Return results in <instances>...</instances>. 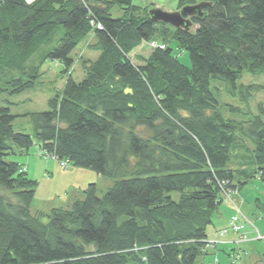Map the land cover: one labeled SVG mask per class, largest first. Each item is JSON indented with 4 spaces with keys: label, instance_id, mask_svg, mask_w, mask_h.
Listing matches in <instances>:
<instances>
[{
    "label": "trees",
    "instance_id": "obj_1",
    "mask_svg": "<svg viewBox=\"0 0 264 264\" xmlns=\"http://www.w3.org/2000/svg\"><path fill=\"white\" fill-rule=\"evenodd\" d=\"M201 1L211 4L188 31L133 0L0 1V94L35 87L41 69L28 62L55 38L44 60L64 73L89 35L99 52L83 61L82 81L69 74L48 110L28 114L33 133L16 132L17 116L0 107V264H197L218 246L208 230L224 199L264 181V102L247 121L226 118L211 80L245 100L264 92V83H237L245 71L264 74V0H179L177 9ZM145 42L155 45L136 63L131 53ZM35 144L114 185L98 196L90 184L70 210L33 214L37 181L6 157ZM244 223L248 233L254 224Z\"/></svg>",
    "mask_w": 264,
    "mask_h": 264
},
{
    "label": "rangeland",
    "instance_id": "obj_2",
    "mask_svg": "<svg viewBox=\"0 0 264 264\" xmlns=\"http://www.w3.org/2000/svg\"><path fill=\"white\" fill-rule=\"evenodd\" d=\"M134 3L139 4V0H134ZM112 13L115 17L121 15V11L117 8ZM196 28V25L191 27L193 30ZM94 41L95 38L91 34L72 52L71 57L74 59V64L69 73H64V63L52 59L44 60L47 51L57 45V38L51 45L43 46L30 59L28 68L39 66L41 69V75L35 87L19 94L8 92L0 94V107L9 106L11 112L17 116L13 122L16 132L33 133V125L28 114L48 110L49 99L62 93L69 74L75 81H82L85 76L83 61L95 60L99 56V52L90 49V45ZM154 45V43H143L131 53L133 61L138 63L140 55L147 57ZM172 47L178 54L179 60L190 67L191 60L188 52L178 50L175 43ZM4 81L5 79L1 78L0 85H3ZM237 83L238 85L262 84L264 83V74L252 75L245 71L242 79ZM211 87L219 98L221 112L226 118L247 121L254 115L260 114L259 104L264 102V92H256L248 100H245L239 91L235 95L229 92L230 87L225 82L213 79L211 80ZM6 159L20 163L24 168H27L29 177L37 181L35 196L31 204L33 214H48L55 208L70 210L76 200L86 198L85 189L90 184L96 185L98 196H103L114 185L112 178L101 176L92 169L76 166L67 160L61 162L54 156L40 155V150L36 144L30 148L29 152H21L19 148L15 147V153L8 155ZM179 197L178 192L173 193L175 200H178ZM239 198L240 200L243 199L240 203H238ZM227 200L236 211L238 208L251 223L259 227L257 230L262 238H258L256 232V240H251L246 233L247 241H241L235 245L234 251L229 250L221 253L220 264H262L259 260L264 258V181L258 177L252 179L242 190L229 195ZM258 221H260V226L257 224ZM200 262L197 264H211L212 258L209 257L205 262L204 260Z\"/></svg>",
    "mask_w": 264,
    "mask_h": 264
},
{
    "label": "crops",
    "instance_id": "obj_3",
    "mask_svg": "<svg viewBox=\"0 0 264 264\" xmlns=\"http://www.w3.org/2000/svg\"><path fill=\"white\" fill-rule=\"evenodd\" d=\"M178 1L179 0H139V5L142 6L151 5L153 7H161V8H168L171 10H177ZM240 201L242 202L243 199L241 198L240 200L239 198L238 203H240ZM234 214H235V208L232 206V204L227 199L223 201L220 206L219 213L215 217L214 224L210 226L208 230L209 241L218 239L219 241L218 246L212 247L209 245L207 249L208 250L207 254H204L202 257H200L199 258L200 261L204 260L205 262L206 259L209 257L212 258V261L214 257L220 259L222 252L235 250L233 247L240 243L239 235L234 233H228L225 236L219 235L220 229L229 226V221ZM259 222L260 221H258L257 224L260 226ZM254 227H256L259 230V227L255 226V224ZM254 227L252 225L251 226L249 225L247 228V232L251 240H256V231ZM200 261L199 263H201ZM259 262L264 264V258L260 259Z\"/></svg>",
    "mask_w": 264,
    "mask_h": 264
},
{
    "label": "water",
    "instance_id": "obj_4",
    "mask_svg": "<svg viewBox=\"0 0 264 264\" xmlns=\"http://www.w3.org/2000/svg\"><path fill=\"white\" fill-rule=\"evenodd\" d=\"M210 4V2L201 1L193 5H186L177 10L153 7L150 9L149 14L154 21L164 22L188 31L193 26L192 17H202L203 8Z\"/></svg>",
    "mask_w": 264,
    "mask_h": 264
},
{
    "label": "built area",
    "instance_id": "obj_5",
    "mask_svg": "<svg viewBox=\"0 0 264 264\" xmlns=\"http://www.w3.org/2000/svg\"><path fill=\"white\" fill-rule=\"evenodd\" d=\"M26 1H27V3H32L35 0H26ZM44 155L47 156V157H50L48 154H44ZM244 221H247V219L241 213V211L237 208V214L231 217L230 222H229V227L227 229H223V230H221L219 232L220 236H225L229 232H233L234 234H239V242L247 241L248 240V236L246 235L245 232H243V230L245 228ZM256 231H257L258 238H262V236L259 233V231L258 230H256ZM218 242H219L218 239H215V240L210 241V244H212V245L214 244L215 245ZM213 264H218V263H217V261H215Z\"/></svg>",
    "mask_w": 264,
    "mask_h": 264
},
{
    "label": "bare ground",
    "instance_id": "obj_6",
    "mask_svg": "<svg viewBox=\"0 0 264 264\" xmlns=\"http://www.w3.org/2000/svg\"><path fill=\"white\" fill-rule=\"evenodd\" d=\"M217 261L218 264H220V260L218 258L214 257V262Z\"/></svg>",
    "mask_w": 264,
    "mask_h": 264
}]
</instances>
